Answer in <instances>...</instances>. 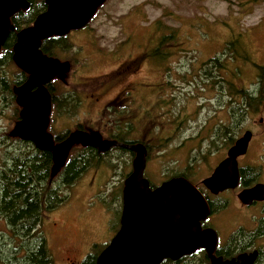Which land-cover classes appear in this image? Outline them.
Segmentation results:
<instances>
[{
	"label": "rangeland",
	"instance_id": "374dc122",
	"mask_svg": "<svg viewBox=\"0 0 264 264\" xmlns=\"http://www.w3.org/2000/svg\"><path fill=\"white\" fill-rule=\"evenodd\" d=\"M172 32L175 38L161 44ZM65 37L55 57L72 67L63 80L53 81L59 92L79 94V100L73 106L61 102V110L52 107L49 131L66 133L81 125L104 138L121 134L144 140L151 147L144 174L157 183L161 176L177 173L176 150L183 142L199 143L206 151L209 146L222 148L228 96L254 88L258 65H264V0H107L86 27ZM233 41L235 54L224 50ZM144 52L141 68L133 73L132 59ZM159 52L161 56L154 55ZM215 57L224 68L212 65ZM3 65L0 76L7 73L12 86L20 69L10 56ZM208 69L213 77L205 73ZM127 79L145 85L129 94L127 103L114 101L122 96ZM3 87L0 84V172L13 157L18 161L19 154L34 152L33 146L10 134L20 107L9 86ZM133 158L134 153L117 148L99 163L94 161L63 189L61 196L68 194V199L45 214L40 230L57 264H63L70 247L81 258L112 236L122 206L115 191L132 170ZM192 162L196 172H206L208 165ZM61 178L55 176L52 184L64 185ZM6 226L0 214V231ZM88 231L93 238L86 243ZM1 259L0 264H7Z\"/></svg>",
	"mask_w": 264,
	"mask_h": 264
},
{
	"label": "water",
	"instance_id": "95a60500",
	"mask_svg": "<svg viewBox=\"0 0 264 264\" xmlns=\"http://www.w3.org/2000/svg\"><path fill=\"white\" fill-rule=\"evenodd\" d=\"M107 0H44L46 10L34 22L16 33L12 60L27 74L25 82L13 86L15 101L20 107L19 119L11 136L31 142L35 148L52 155L51 176L65 167L75 146L94 147L101 152L120 146L134 153L132 170L124 181L120 228L109 245L100 253L97 264H158L166 257L189 253L201 243L200 220L207 213V204L197 188L186 178L175 177L152 190L144 177L148 150L142 142L119 143L104 138L96 130L75 129L56 142L49 131L52 95L48 85L64 79L71 62L48 55L42 50L44 40L65 37L80 30L93 19ZM30 8L29 0H0V51L15 29L11 17ZM250 132L237 140L224 159L204 183L218 191L238 183L237 157L244 153ZM260 186L243 192L258 198Z\"/></svg>",
	"mask_w": 264,
	"mask_h": 264
},
{
	"label": "flooded vegetation",
	"instance_id": "af4514ba",
	"mask_svg": "<svg viewBox=\"0 0 264 264\" xmlns=\"http://www.w3.org/2000/svg\"><path fill=\"white\" fill-rule=\"evenodd\" d=\"M2 49L0 56L4 55ZM10 58L12 60V54H10ZM143 58H146L145 52L132 59L131 64H136L131 69L133 73H136L141 68ZM3 64L0 69L4 66ZM18 75L15 77L14 85H19L16 84L19 79ZM0 78H2L0 80L5 86L11 85L7 73L4 76H0ZM127 80L128 82L123 88L124 91L121 93L122 96L114 99V101L123 102V99H126L127 103L129 94L139 93L145 85L140 80ZM3 88L5 89V87ZM262 90H264V87L261 86L258 80L254 88L244 89L236 94L235 97L233 95L231 97L228 96L224 104L225 121H223L222 126L221 137L223 141L220 144V147H222L220 150H218L219 147L209 146L210 150L206 151L202 150L199 143L183 142L176 150L179 154L176 159V165L179 168L175 175L161 176V181L154 183L144 174L152 190L169 179L175 177L186 178L197 188L207 204V213L199 222L201 236L197 238V242L201 244L189 253H183L178 255V257H166L158 264H264V140L261 139L264 138V111L262 110L264 107V91L262 92ZM106 109H108V106ZM247 118H250L248 123ZM247 132H250L247 148L244 153L237 157V185L218 191L209 188L204 183V180L211 177L221 161L229 158L230 149ZM117 141L125 143L118 139ZM130 141L138 142L144 140L131 139ZM200 152L202 156H200ZM213 156L215 161L212 159ZM194 159L202 163L199 167L208 165L206 172L198 173L195 171L196 165L192 162ZM207 159L208 162L205 163ZM126 177L117 191H115L116 194L121 195V205ZM257 185L261 187L257 193L258 198L250 199L243 195L244 191ZM121 213L122 206L118 225L112 227L114 232L105 245H94L97 248L84 253L81 258L76 257L75 248L70 247L63 257V264H97L98 256L109 245L120 228ZM1 216L4 217L7 226L5 230L0 231V241L1 239L5 240L10 254L19 250L17 257L24 256L27 252L25 247L26 238L28 241L30 239V242H36L40 239L41 242L47 244L46 237L40 230L41 226L39 224L29 226L30 229L27 231H20L16 230V226H11L3 214ZM21 234L28 235V237L24 238V242L21 241ZM90 234L91 231L86 232L87 236L84 238L86 243H89L93 238ZM5 243H1L0 247V251L3 254L6 248ZM1 257L3 259L4 255L0 254ZM54 264H57L55 259Z\"/></svg>",
	"mask_w": 264,
	"mask_h": 264
},
{
	"label": "trees",
	"instance_id": "16d2710c",
	"mask_svg": "<svg viewBox=\"0 0 264 264\" xmlns=\"http://www.w3.org/2000/svg\"><path fill=\"white\" fill-rule=\"evenodd\" d=\"M29 2L30 8L27 10H21L11 17L15 29L11 31L3 46L2 53L4 55L0 56V67L5 58L12 54V47L16 41V33L22 28L31 25L36 17L47 8L44 0H29ZM175 32H172L170 36H164L161 44H166L168 38L174 39ZM65 38L66 37H51L44 40L42 43V50L48 55L56 56V51L63 47L62 43ZM233 45L234 41L231 43L229 42L224 50H231L232 53L235 54ZM161 53L162 52L155 53L154 55L161 56ZM221 61L222 60L219 57H215L211 60L212 65H214L215 68H217V65L220 68H224V63ZM133 65L135 66L136 64L133 63ZM209 70L210 69L205 73L208 76L213 77ZM27 77V74L20 70L18 83L16 84H22L26 81ZM258 77L261 86L264 87V65H258ZM0 84L7 89V86H5L1 80ZM12 87L13 85H10L8 88L12 96L15 98ZM48 89L51 92L52 105L55 109L61 110V102H68L73 106L76 98L79 100V94L73 92H59L54 81L48 85ZM263 91L264 90H262V92ZM77 129L87 130L81 125H79ZM68 133L69 131L66 133L60 132L54 134L56 142L63 140ZM108 139H118L125 143H137L130 141L121 134H114ZM138 142L145 144L149 151L150 146L148 147V144L145 141ZM25 143L34 147L31 142L25 141ZM77 148L79 150L78 152L75 151ZM117 148L130 152L128 149L120 146H113L107 152H101L97 148L91 146H79L74 148L71 151L65 167L62 168L58 174L62 176L61 180L64 185L58 186L52 184V180L55 177L51 176V168L53 165L51 152L38 150L34 147V152L32 154H29L30 152H28V150L23 154H19L18 161L13 157L12 163L10 162L9 165H6L8 166L7 169H5V167L4 170L0 172V214L5 216V219L11 226H16V230L27 231L30 229L29 226L40 225L43 222L45 214L52 211L68 199V194H63L61 196L63 189L71 187L88 169V167L93 165L94 161L99 163L106 154ZM20 236L22 242L25 241L24 238L28 237V235L25 236L24 234H21ZM26 240L25 247L27 252L22 257H17L19 250L11 252V254L7 248H5L4 254L0 251V254L4 255L3 259L6 260L7 264H54L50 248L45 242H41L40 239L36 242H30V239L28 241L27 238Z\"/></svg>",
	"mask_w": 264,
	"mask_h": 264
}]
</instances>
